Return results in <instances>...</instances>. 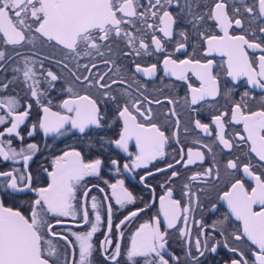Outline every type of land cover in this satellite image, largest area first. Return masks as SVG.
I'll return each instance as SVG.
<instances>
[{"label":"snow or ice","instance_id":"obj_1","mask_svg":"<svg viewBox=\"0 0 264 264\" xmlns=\"http://www.w3.org/2000/svg\"><path fill=\"white\" fill-rule=\"evenodd\" d=\"M173 5L180 8L182 12H187L190 17L188 22L194 30L198 31L207 17L215 21L222 32V35L198 32L206 44L203 62L196 58L177 61L172 59L171 53H167L164 42L172 39L174 25L179 18L169 10ZM242 12L249 14L250 26L245 32L251 35L252 39L247 38L245 34H230L229 30L233 26L244 28V23L239 18ZM257 18L264 19V0H252L251 4L247 0H232L231 11H229V0H215L211 10L205 13L194 11L193 3H189V0H183V4L181 0H144V3H141V0H0V41L5 48L11 46L17 56L21 55L18 49L24 45L35 47L38 40L52 43L54 46L67 50L68 56L76 61L77 68L83 67L86 70L89 67L88 64H79V60L85 57L93 61L96 57H100L105 64L114 63L105 58L112 52L113 38L122 40L125 47L130 49L123 53L125 56L152 55L153 51L165 53L163 67L166 75L174 76L177 80L187 83L188 73L191 72L199 81V87H193L190 83L187 85L190 99L185 97L184 100L185 104L196 106L202 101L215 100L221 95L218 76L213 72L214 61L208 59L214 54L226 57L227 74L233 81H239L243 77L246 78L247 85L264 90V38H262L264 26L258 29L260 36L251 29V23ZM149 20L158 23H149ZM156 32L162 33V37L157 36ZM149 34V40H146L145 37ZM178 35L181 40L177 42L175 49L177 52L186 50L188 47L187 33L180 31ZM249 51H252V57L249 56ZM14 59V56L6 55L4 48H0V62L7 63L8 60ZM22 63L23 68L16 67L13 71L22 72L23 82L27 84L30 96L35 98L36 104L43 113L42 118L38 115L37 123L31 125V129L27 132L28 136H32L37 128L42 129L45 135L54 133L63 136L74 132L85 137L89 136L93 129L108 126L107 114L101 109L105 102L110 101L117 105L116 115L122 120V130L118 133V138L109 143L115 144L116 148L128 153L130 157L134 156L130 163L123 164L125 170L131 172L139 168L147 169L152 162L166 155L165 150L170 140L179 144L176 133L169 136L160 125L152 122L153 110L150 105L161 104L162 101L148 100L139 86L136 89L139 96H134L129 90L132 84H128V87L120 92V95L126 98V102L120 103L117 100V95L113 94L116 92L113 85L125 84L126 79L105 80L107 72L98 73L95 78H91L90 72L83 77L72 73L75 81L86 89V93L83 95L75 93L69 86L67 91L72 93V98L63 100L61 107L66 111L62 114L51 111V108L45 106L41 99L46 96V93L38 89L37 63L42 68V62L25 56L22 58ZM57 63L64 68L68 67L63 60ZM91 66L97 67L95 63ZM2 69L3 64H0V70ZM156 69V64H151L149 67L135 64V72L143 73L149 78L155 75ZM111 70L110 68L109 71ZM45 79L50 86H54L52 82L59 80L60 77L53 71L46 70ZM132 83H136L135 77H132ZM0 87L7 89L8 84L0 85ZM225 96L230 97L231 90H228ZM249 100H255V97L249 91H245L239 101L232 103L230 109L212 115L211 123H203L200 119L193 121L194 128L208 136H212L215 131L214 140L218 142L220 150H227L232 154L233 158L228 159L224 166L226 176L235 177L237 173H242L243 177L255 182V186L249 191L245 187L244 179H230L228 180L229 190L219 196V199L226 204L230 216L241 223L240 229L229 231L226 226L229 217L226 215L223 220L212 225L213 229L219 227L221 235L224 236L223 247L239 256V259L230 258L225 264H249L243 251L236 246L229 247V236L236 242L244 238L250 241L256 246V250L251 253L254 257L252 264H264V97L260 99L259 110H252ZM145 102L149 106L142 108ZM47 103L50 104L51 101ZM168 103L174 104L171 99H168ZM20 106V100L15 96L0 98V108L7 109L6 115H0V125L11 121L10 126L0 132V157L4 161H15L17 157H20L27 166L32 155L39 151L38 145L30 143L26 148L17 151L11 147V140L3 139L7 134L15 135L21 142L23 141L19 128L29 117L32 105L28 104L26 110L18 112L17 109ZM192 110L198 111L194 107ZM164 115L176 117L175 125L179 129L180 119L176 116L175 107ZM137 116L141 120H138ZM228 125H241L244 134L231 132L226 135ZM133 140L139 149L136 153L129 151L130 142ZM245 144L247 151L242 153L244 159H241V156L236 155L233 149H241ZM203 147L208 152H212L210 145L205 144ZM180 154L184 167L197 162L202 164L205 159L203 151H193L191 148L185 154L181 147ZM251 154H254L256 164H253ZM110 164L119 169L118 160L110 159ZM103 166L104 160L100 158L85 163L81 153L73 149L57 156L52 161L51 171L45 169L50 180L47 186H33L31 173L21 172L19 169L0 172V177L5 178V194L35 193L30 202L28 215L12 207H5L0 200V264H69V252L72 264H93L92 257L97 251L93 236L100 231L102 223H106L109 235H106L100 244L101 254L107 260H111L112 264H120L121 245L113 244L110 235L113 228L112 204H105L107 194L103 188L98 185L88 187L83 183L87 177H100ZM257 166L261 168V174L253 170ZM167 167L174 168V165L169 163ZM157 171H164V169L158 168ZM213 172H215V178L219 179V169L213 167L205 169L203 173L196 172L189 179L196 181L198 178L210 177ZM152 174L151 171L148 172V175ZM177 175L176 171L171 173L172 177ZM140 179L144 182L146 176H141ZM93 187L104 195V200L98 199L96 195L90 196ZM109 187L112 189V197L121 208L136 203L137 197L124 187L123 180L110 184ZM184 189L183 195L188 199L187 206L181 207V200L173 199L172 189L169 188L166 195L159 198V211L168 229L182 223L183 228L177 231L191 243L189 239L191 231L188 228L189 214L194 212L193 204L199 203V197L191 191L188 184L184 185ZM102 205L106 209V222L101 216ZM145 210L146 208H137L130 211L117 228ZM215 210L213 206V211ZM90 213L94 216V221L90 219ZM64 218L78 221V227L88 225V230L71 231L75 241L70 240L62 232H54V228L65 223ZM195 223L200 231V235L194 241L198 255L192 256L190 250L187 254L194 264H201L199 257H203L205 252L217 253L221 242L212 238L211 246H209V238L206 237L202 241L200 237L204 235L206 227L203 221H195ZM119 236L122 238L123 232H120ZM167 236V231H161L159 215L150 222L142 223L132 235L130 245L126 249L125 256L128 264H140V260H143V264H169V260L165 258ZM54 238L65 242L63 253L60 252L58 243H54ZM110 246L113 249L111 253L108 251ZM176 259L179 258L176 257Z\"/></svg>","mask_w":264,"mask_h":264},{"label":"flooded vegetation","instance_id":"obj_2","mask_svg":"<svg viewBox=\"0 0 264 264\" xmlns=\"http://www.w3.org/2000/svg\"><path fill=\"white\" fill-rule=\"evenodd\" d=\"M249 4L252 0H247ZM144 3V0H141ZM183 4V0H181ZM189 3H193V10L199 13H205L211 10L215 0H189ZM199 7H195V5ZM239 6V5H237ZM232 8V0H229V11ZM174 16H178L177 23L174 25L173 37L170 41H165L164 46L167 53L172 54V59L184 60L189 58L200 59L202 62L205 60L204 50L206 44L204 43L202 37L198 32H205L206 34L222 35L216 22L205 17L203 25L199 30H194L192 25L188 22L190 17L187 12L175 5L169 8ZM244 23V28H236L233 26L229 31L230 34L240 35L245 34L247 38L252 39L251 35H248L245 30L249 28V14L243 13L239 17ZM149 23H158L157 21L149 20ZM139 26V25H137ZM264 26V19L257 18L251 23V29L257 32V36H260L258 31L259 27ZM180 31H184L188 35V47L186 50H181L179 52L175 51L177 47V42L181 40L178 35ZM157 36L162 37V33L156 32ZM149 36L145 39L149 40ZM264 38V37H262ZM112 52L107 54L105 57L113 61L114 63L105 64L103 59L96 57L93 61L89 57H85L79 60L80 65L88 64V69L83 67L77 68L76 61L68 56L67 50L62 49L59 46H54L52 43H45L42 40H38L35 47L32 45H24L19 48L18 51L21 55H15L11 46H3L2 41H0V48H4L6 55L14 56V60H8L7 63L0 62L3 64V69L0 70V85L8 84L7 89L0 87V98L15 96L20 100V107L17 109L18 112L26 110L28 104L32 105L29 117L26 119L25 123L19 128L21 136H23V141L17 138L15 135L8 136L5 134L3 139L5 141L11 140V147L19 151L21 148H26L30 143H35L38 145L39 151L32 155V159L25 162L20 157H17L15 161L9 160L4 161L0 157V172L11 171L12 169H19L21 172H29L33 177V186H47L50 182L47 171L52 170V161L57 157L63 155L65 151L76 150L81 153L85 163L90 162L96 158L104 160V166L101 168L100 177H87L83 182L86 186L91 187L92 185H98L100 188L104 189L107 194L106 203H111L113 207V228L111 232V239L113 244L120 243L121 245V256L119 258L120 264H128L126 260V249L130 245L131 237L138 229V227L145 222L152 221L157 215L161 219V231H167V254L165 258L169 260V264H194L193 260L188 256V251L190 250L192 256H197L194 241L195 238L200 235L199 227L195 221H203L206 231L201 240L203 241L206 237L209 238V246H211L212 238L216 241L221 242V246L217 249V253L212 254L205 252L203 257H199L201 264H225L230 258L239 259L237 254L232 253L227 248L223 247L224 236L221 235L219 227L216 229L212 228L213 224L217 221H221L227 215L229 217L228 226L229 231H235L241 228V223L235 221L234 217L230 216L226 204L219 199V196L223 194L224 191L229 190L230 185L228 180L235 178L244 179L245 187L251 190L255 186V182L250 178L243 177L242 173H237L235 177L226 176L225 164L228 159L233 158L231 153L227 150L221 151L218 142H215V131H213L212 136L204 134L202 131L195 129L193 121L200 119L203 123H211V116L217 114L219 111H226L230 109L233 102L239 101L243 92L249 91L255 100H249V105L252 110H259L261 108L260 99L264 97V90L259 88H252L251 85L246 84V78H241L239 81H233L227 74V65L225 63L226 57L219 55H213L208 57L214 61L213 72L218 76L220 82L221 95L216 97L215 100L202 101L201 104L196 106H189L185 104V97L190 99V91L188 89V84L190 83L193 87H199V81L191 73H188V81L177 80L176 77L171 75H166L163 67V58L165 53L154 52L152 55H140V56H125L123 53L130 51L125 47L122 40H116L113 38ZM151 51V48L149 49ZM259 55V53H256ZM31 57L37 62H42L43 67L37 63V79L39 80L38 89L44 91L46 96L41 99L44 101L45 106H49L51 111L65 113V109L61 107L63 100L72 98V93L67 91L68 87L71 86L75 93L83 95L86 93V89L82 87L79 82L75 81V77L72 73L77 76L83 77L91 73V78L103 73H108L105 80H112L118 78H124L127 80L125 84H115L113 88L116 89L114 95H117V100L120 103L126 102V98L120 95V92L124 88L128 87V84H132L129 89L134 96H139L136 91L137 87H140V91L143 92L144 97L148 100L156 101L160 100L163 103L156 104L152 103L150 106L153 110V121L162 127V130L166 131V134L171 136L176 133L179 139V144L174 140H170L169 146L166 148V155L162 159H157L152 162L147 169L139 168L134 171H127L123 168L124 163H130L134 156L130 157L128 153L115 147V144L109 143V141L118 138V133L122 130V120H120L117 115V105L116 103L107 101L104 106H102V112H106V119L108 120V126L102 129H93L92 134L89 136H83L82 134H74V132L66 133L63 136L49 133L45 135L42 129L37 128L32 136H28L27 132L31 129V125L37 123L38 115L42 118V109L38 107L35 102V98L30 96L27 84L23 82L22 72L13 71L14 68H23L22 58ZM249 56L252 57V51H249ZM63 60L64 63L68 65L64 68L58 61ZM95 63L97 67L93 68L91 65ZM140 64L141 67H149L151 64H156L157 69L153 77L149 78L143 73L135 72V64ZM112 69L109 71V69ZM119 69V72H117ZM46 70L53 71L59 80L52 82L54 86H50L48 81L45 79ZM132 77H135L136 83H132ZM11 81V83H9ZM231 90V96L226 97L225 93ZM95 96V92L93 91ZM167 98V99H166ZM168 99H171L174 104H169ZM51 101L50 104L47 102ZM211 105V106H209ZM145 102L143 107H147ZM175 107L176 116L180 119L179 129L176 128L175 120L176 117L168 115L165 117L164 113L168 112L170 109ZM196 108L198 111H193ZM7 109L0 108V115H6ZM138 120H141L137 116ZM227 119V118H226ZM11 121L9 120L6 124L0 125V132L4 131L8 126H10ZM148 123V122H145ZM187 129V131H185ZM240 132L243 135L241 125H228L227 132ZM199 141V143H197ZM208 144L212 147V152H208L203 145ZM183 148L184 153L191 148L193 151H203L205 153V159L203 163L197 162L193 165H188L184 167V161L181 160L180 148ZM7 150V148H6ZM129 151L136 153L139 149L135 145V141L130 142ZM247 151V145H242L241 149H233L236 155H240L241 159H244L242 155L243 152ZM253 156V164L257 161ZM215 156V160H213ZM110 159H116L120 162L119 169L117 166L110 164ZM186 160V155H185ZM177 161H180L177 163ZM247 162V161H245ZM172 163L174 168H168L167 165ZM213 167L219 169V179L215 178V172L213 175L208 177L198 178L196 181H191L189 178L196 172L203 173L205 169ZM164 169V171H157V169ZM257 174H261V168L259 166L253 169ZM151 171L153 174L148 175ZM176 171L177 176L172 177L171 173ZM146 176V180L141 182L140 177ZM119 180L124 181V187L133 193L137 197L136 203L128 204L121 208L116 204L115 198L112 197V189L109 187L110 184H114ZM105 181L107 183H105ZM188 184L191 191L196 193L199 197V203L193 204L194 212L189 214L188 228L191 231V243L188 242L184 237L180 235L177 229L183 228L182 223H178L175 228L168 229L166 227V222L163 220V215L160 213V203L159 198L165 196L169 188L172 189L173 199L181 200V207L187 206L188 199L183 195L185 191L184 185ZM150 185L151 187H147ZM151 189H154L153 192ZM91 195H96L98 199L104 200V195L101 194L97 188L93 187ZM35 193L24 192L17 194H5V178L0 177V197L5 206L12 207L13 209L20 210L25 215H28V209L31 200L34 198ZM79 196V193H78ZM89 207L91 201L89 200ZM213 206H215V211H213ZM137 208H146L144 212L139 213L138 216L130 221H126L124 225L117 228L121 220L130 213V211ZM101 216L102 220L106 222V209L101 206ZM65 223L57 226L53 229L54 232H62L67 235L70 240L75 241V238L71 236V231H84L88 230V225H83V227H78V221L72 220L71 218H64ZM90 219L94 221V216L90 213ZM70 230V231H68ZM123 232V237L119 236V233ZM109 235L106 228V223H102L100 231H98L93 236V243L97 247L92 260L93 264H112L111 260H107L104 255L101 254L100 244L104 240V237ZM227 235V233H225ZM54 243H58L60 252L65 251V242L63 240L57 241L54 238ZM229 247L236 246L241 251L244 252L245 257L249 260V264H252L254 257L252 256V251L256 250V246L252 245L250 241L246 238L239 242L233 241L231 237H228ZM112 247H109V253L112 251ZM176 257L179 259L177 260ZM69 264H72L71 253L69 252ZM140 264H143V260H140Z\"/></svg>","mask_w":264,"mask_h":264},{"label":"water","instance_id":"obj_3","mask_svg":"<svg viewBox=\"0 0 264 264\" xmlns=\"http://www.w3.org/2000/svg\"><path fill=\"white\" fill-rule=\"evenodd\" d=\"M0 200H1V197H0ZM5 207H8V206H5ZM14 210H16V209H14Z\"/></svg>","mask_w":264,"mask_h":264}]
</instances>
